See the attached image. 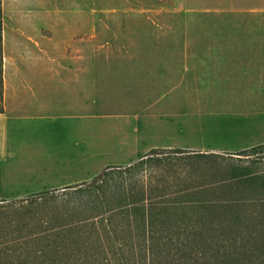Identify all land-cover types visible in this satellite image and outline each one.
Wrapping results in <instances>:
<instances>
[{
	"label": "crops",
	"instance_id": "0c3cea01",
	"mask_svg": "<svg viewBox=\"0 0 264 264\" xmlns=\"http://www.w3.org/2000/svg\"><path fill=\"white\" fill-rule=\"evenodd\" d=\"M92 4L83 17H3L0 200L15 198L4 195L7 173L42 177L68 145L80 162L100 153L80 167L101 170L154 147L234 152L264 142V31L188 36L215 40L208 48H116ZM145 129L164 137L139 148ZM202 130L219 145L177 141Z\"/></svg>",
	"mask_w": 264,
	"mask_h": 264
},
{
	"label": "rangeland",
	"instance_id": "374dc122",
	"mask_svg": "<svg viewBox=\"0 0 264 264\" xmlns=\"http://www.w3.org/2000/svg\"><path fill=\"white\" fill-rule=\"evenodd\" d=\"M2 5L3 17L7 21L25 18L40 20L41 18L53 20L57 17L76 18L94 13L91 10L92 0H2ZM95 16L98 32L105 33L106 37L110 34L113 37L112 46L116 48L167 49L174 46L185 47L186 44L189 46L193 44L196 48L203 44L208 48L211 44L216 45V41H208L209 39L190 41L188 36L264 31V0H97ZM195 99L199 98L194 97ZM208 131L178 134L177 141H190L198 146L202 142L205 145H212L213 142L219 145L220 141ZM148 133L143 135L144 140L141 141L140 132L139 148L148 142L161 141L164 137L155 130H149ZM64 148L65 152L57 154L58 158L63 156L64 161L55 162L54 167L48 170L43 169L42 177L36 169L34 171L38 176L21 169L15 170V175L12 176L6 174V184L3 185L4 195L16 199L0 200V202L18 204L22 198H30L41 193L44 197L29 210L0 211V242L4 240L6 233L12 231L16 234L40 231L41 219L48 218L50 224L56 226L77 214L62 200L66 196H61V193L69 184L49 188L52 184L47 185L48 181L69 183L68 181L86 178L79 182H88L103 169H87L80 166L97 165L102 155L100 153L96 155L95 162L84 163L80 162L78 154L75 156L77 151L75 147L68 145ZM185 149L212 151L208 146ZM215 152H220L228 158L227 160L235 162L236 166L234 165L233 170L238 179L233 188L224 187L217 192L210 191L208 196H232L235 200L218 209L203 210L192 207L186 211L165 212L172 222V227L159 232L156 229L160 239L152 250V255L157 258L155 264H264V151L252 152L249 155L245 154L246 152L236 153L238 151L215 150ZM171 156L175 155L171 154ZM164 161L165 167L172 166L169 158H165ZM175 163H178L177 160ZM209 164L202 165L205 167L204 181L229 174L228 171L218 168L215 163ZM200 172L201 168L196 174ZM187 183L191 184V182ZM37 190L41 191L27 193ZM186 197L197 199L201 196L188 194ZM178 223L195 224V226L184 231L176 225ZM127 230V228L118 230V236L128 234ZM168 234L172 235L173 239H168ZM85 235V233L80 234L71 247H68L70 242L64 244L57 238L44 241L21 238L18 241L0 244V264H27L25 262L28 261L33 264H43V260L59 264H106L96 257H90L88 260L84 258V255L88 254L84 249ZM112 237L101 242V245L93 244L91 250L106 251L111 258L109 264H127L128 261L121 255V249L111 244ZM61 244H64L63 247L66 246L63 248L64 251L73 250L65 251L70 254L69 257H65L62 250L55 251L54 245ZM42 246L45 247L46 254L38 255L35 248ZM123 249L126 251L125 255L129 252V261H134L136 264H147L150 258L141 255L142 248L139 249L137 246L131 249L130 245H127ZM74 252L75 255H72ZM132 252L135 258L132 257ZM119 255L123 259L116 258ZM67 260L68 262L65 263Z\"/></svg>",
	"mask_w": 264,
	"mask_h": 264
},
{
	"label": "trees",
	"instance_id": "16d2710c",
	"mask_svg": "<svg viewBox=\"0 0 264 264\" xmlns=\"http://www.w3.org/2000/svg\"><path fill=\"white\" fill-rule=\"evenodd\" d=\"M2 39L3 5L0 0V101L2 99ZM258 151H264V142L241 149L236 153L246 152L245 154L249 155ZM171 154L175 156H171ZM165 158L171 160L170 168L164 166ZM227 159L224 154L215 151L171 147L151 148L127 165H109L88 182L69 184L68 187H64L61 196H66V198L62 200L68 208H73L77 213L71 218H67L56 226L51 225L48 218L41 219L40 231L28 234H16L12 231L5 234V238L0 244L18 241L21 238L39 241L57 238L61 239L64 244L70 242L68 247H71L76 243L79 235L85 233L84 249L88 254L84 255V258L88 260L90 257H96L101 262L109 264L111 258L106 251L94 252L91 248L95 243L101 245L104 240L116 236L112 237L111 244L121 249V255L128 261L127 264H136L134 261H129V252L125 255L126 251L123 248L127 245H130L131 249H134V246L142 248L141 255L150 257L147 264H155L157 258L152 255V250L160 239L158 232L169 230L172 227V222L165 212L186 211L192 207L203 210L218 209L235 200L232 196H208L210 191L217 192L224 187L231 189L237 184L238 176L233 170L235 162ZM175 160L178 163H175ZM203 163H215L218 168L228 171L229 174L204 181L203 178L206 175L203 172L205 168L202 166ZM199 168H201V172L196 174ZM187 182H191V184ZM188 194L201 197L191 199L186 197ZM43 197V193H41L30 198H22L18 204L16 202H10V204L0 202V211H4V209L10 211L13 209L29 210L41 202ZM176 225L184 231L195 226V224L187 223ZM88 228L89 230H87ZM123 228L128 229V234L118 236V230ZM167 237L173 239L172 235L168 234ZM64 244L54 245L55 251H64L63 248L66 247H63ZM102 248L104 249L103 245ZM65 251V257H69L70 254ZM35 252L38 255L46 254L44 246L35 248ZM72 255H75V252ZM132 257L135 258L134 252H132ZM116 258L123 259L120 255ZM67 262L68 260L65 263ZM25 263L33 264L29 261ZM43 264L59 263L43 260Z\"/></svg>",
	"mask_w": 264,
	"mask_h": 264
}]
</instances>
